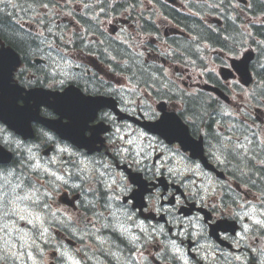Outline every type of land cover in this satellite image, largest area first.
Returning <instances> with one entry per match:
<instances>
[{"label":"flooded vegetation","instance_id":"af4514ba","mask_svg":"<svg viewBox=\"0 0 264 264\" xmlns=\"http://www.w3.org/2000/svg\"><path fill=\"white\" fill-rule=\"evenodd\" d=\"M207 1L0 0V24L8 18L19 30L12 37L0 30V50L11 47L20 60L19 67L13 57L3 60L4 70L13 72L0 91L5 106L12 84L59 92L75 85L86 95L111 97L117 103L118 110L107 103L76 125L83 137L97 139L94 146H102L93 154L40 122H32L36 138L24 140L0 120L7 133L21 143L13 151L21 174L29 168L33 154L44 158V149L54 145L64 190L82 194L79 211L90 214L92 231L81 239L65 230L60 238L62 248L73 251L74 264H264V140L260 139L264 108H257L259 113L253 115L257 119L255 132L246 135V140L237 135L229 141H215L217 153L206 147L208 138L217 139L216 133L209 128L202 132V126L188 123L194 137L205 136L207 159L226 174L225 178L193 158L177 141L142 126V121L157 120L160 114L156 99H151L156 93L147 88L161 90L167 110L178 105L173 85L192 95L193 69L174 63L172 58L181 51L180 44L201 43L190 37L195 31L187 17L194 8L203 9ZM238 1L240 7L251 10L252 30L258 35L264 0ZM175 59L184 62L183 58ZM145 70L155 76L163 72L164 82H131V73L144 80ZM214 83L231 97L228 106L233 110L255 106L256 95L242 98L245 94L237 92L239 83L235 82L236 88L229 82L226 86L218 77ZM23 97L24 93L17 98V105L26 103ZM222 100L218 98L220 104ZM45 102L41 115L61 116ZM184 103L193 106L191 98ZM192 111L187 108L180 115L185 117ZM62 121L69 123L70 119ZM43 132L51 133L54 140H47ZM234 141L235 150L238 144L249 155H227ZM170 167L177 170L179 183L168 172ZM13 170V163L0 164V176L10 181L16 176ZM129 185L133 191L126 194ZM136 193L138 199L144 197L142 207L135 205ZM192 203L196 205L193 208L203 207L207 212L195 209L186 213L184 207H192ZM224 219L229 222L212 235L210 224ZM59 262L73 264L61 254Z\"/></svg>","mask_w":264,"mask_h":264},{"label":"rangeland","instance_id":"374dc122","mask_svg":"<svg viewBox=\"0 0 264 264\" xmlns=\"http://www.w3.org/2000/svg\"><path fill=\"white\" fill-rule=\"evenodd\" d=\"M0 178L5 183L9 181L8 177L4 175H1ZM22 201L24 200L12 198L10 203H8L5 197L0 198V238L1 240L2 238L6 239L5 242H3V249L7 254H11L9 252L11 251L14 256H20V258L22 257L24 259L26 257L27 251L25 247H33L36 243L35 236L37 234V230L39 229L40 233H42L44 237L50 233L47 226L43 223V216H46L48 218L47 220H52L53 218L57 217V214H39L33 208L31 202L24 204ZM8 210H10L12 215L15 217L14 221H5L4 217L7 213H9ZM21 217H24V219H21ZM24 222H28L30 226H28L27 223L23 225ZM5 225H7V228H5ZM51 253L52 251L43 253L44 260L48 261L47 264L52 259ZM65 254V256L71 255L69 250ZM33 258L34 257L32 256L31 259ZM37 262L41 263L42 258L37 259V261H34L33 263L37 264Z\"/></svg>","mask_w":264,"mask_h":264},{"label":"clouds","instance_id":"9594fccd","mask_svg":"<svg viewBox=\"0 0 264 264\" xmlns=\"http://www.w3.org/2000/svg\"><path fill=\"white\" fill-rule=\"evenodd\" d=\"M93 102H96L95 104H97V105L102 103L101 101H93ZM86 130H87L86 128H83V132H86ZM0 133H6V134L0 136V147H7L10 151H15L21 147L20 141L14 139L12 137L11 133H7V130L2 125H0ZM42 134L47 140H49V141L54 140V136L51 133L43 132ZM60 151H67V150L66 149H60ZM36 167H40V166L36 165ZM196 168L198 169L199 165H196ZM181 171H192V169H183ZM168 172L171 173L173 175V177H177L176 182L179 183V177L177 176V170L175 168L170 167V168H168ZM157 174H159L158 169H157ZM184 187H187V185H184ZM132 191H133V187L131 185H129L125 189L126 194H130V193H132ZM192 191H193V193H195V189H192ZM17 198L18 199H24V200L28 199L27 196L22 197V198L21 197H17ZM178 203H179V201H178ZM165 211H169V209L166 208Z\"/></svg>","mask_w":264,"mask_h":264},{"label":"trees","instance_id":"16d2710c","mask_svg":"<svg viewBox=\"0 0 264 264\" xmlns=\"http://www.w3.org/2000/svg\"><path fill=\"white\" fill-rule=\"evenodd\" d=\"M201 24V23H200ZM197 26V25H196ZM0 30L6 32L7 34H9L11 37L12 36H15L19 30H18V26L15 25L14 23H12L10 20H8V18H4L3 21L1 22L0 24ZM209 32V31H208ZM213 40L216 41V43L222 47H224L226 44H225V41L218 35H213ZM27 44V43H26ZM144 79H148L152 76H154L153 73L145 70V74H144ZM258 77L260 80L264 81V68L263 69H259L258 71ZM207 109V107H206ZM208 112V110H206ZM210 125L209 127L211 128L212 126V121H210ZM261 172V171H259Z\"/></svg>","mask_w":264,"mask_h":264},{"label":"water","instance_id":"95a60500","mask_svg":"<svg viewBox=\"0 0 264 264\" xmlns=\"http://www.w3.org/2000/svg\"><path fill=\"white\" fill-rule=\"evenodd\" d=\"M250 59H251V56H248V57H246L245 61H249ZM47 124L51 128H53L54 130H56L57 132H60L61 125L59 124V122H57V121H49V122H47ZM17 126H19V125L16 124V123L13 125L14 128H17ZM18 131H19V129H18ZM9 158H10L9 156H5V153L0 150V161H6Z\"/></svg>","mask_w":264,"mask_h":264},{"label":"snow or ice","instance_id":"6c2138e0","mask_svg":"<svg viewBox=\"0 0 264 264\" xmlns=\"http://www.w3.org/2000/svg\"><path fill=\"white\" fill-rule=\"evenodd\" d=\"M4 75H5V72H4V62L2 59H0V81L3 80L4 78ZM243 147V146H241ZM21 219H24V217H21ZM31 222V221H30ZM258 223H261L260 221H258ZM5 228H7V225H5ZM23 238V237H22Z\"/></svg>","mask_w":264,"mask_h":264}]
</instances>
